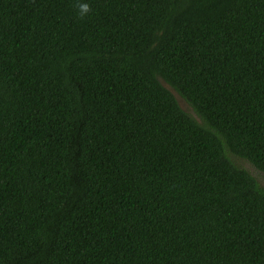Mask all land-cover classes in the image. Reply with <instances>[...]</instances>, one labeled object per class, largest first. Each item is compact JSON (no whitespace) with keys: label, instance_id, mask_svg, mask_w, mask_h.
Masks as SVG:
<instances>
[{"label":"trees","instance_id":"16d2710c","mask_svg":"<svg viewBox=\"0 0 264 264\" xmlns=\"http://www.w3.org/2000/svg\"><path fill=\"white\" fill-rule=\"evenodd\" d=\"M0 264H264V0H0Z\"/></svg>","mask_w":264,"mask_h":264},{"label":"clouds","instance_id":"9594fccd","mask_svg":"<svg viewBox=\"0 0 264 264\" xmlns=\"http://www.w3.org/2000/svg\"><path fill=\"white\" fill-rule=\"evenodd\" d=\"M90 11L89 6L87 4H79L78 12L81 17H84Z\"/></svg>","mask_w":264,"mask_h":264},{"label":"rangeland","instance_id":"374dc122","mask_svg":"<svg viewBox=\"0 0 264 264\" xmlns=\"http://www.w3.org/2000/svg\"><path fill=\"white\" fill-rule=\"evenodd\" d=\"M180 99L182 100V98L180 97ZM180 100V103L182 104V106L185 107V103L183 101Z\"/></svg>","mask_w":264,"mask_h":264},{"label":"water","instance_id":"95a60500","mask_svg":"<svg viewBox=\"0 0 264 264\" xmlns=\"http://www.w3.org/2000/svg\"><path fill=\"white\" fill-rule=\"evenodd\" d=\"M167 87H169V86H167ZM170 88V87H169ZM171 89V88H170ZM172 91H173V89H172ZM174 92V91H173ZM178 95V94H177ZM178 98L180 99V97L178 96Z\"/></svg>","mask_w":264,"mask_h":264}]
</instances>
